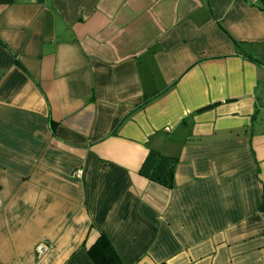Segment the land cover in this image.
I'll use <instances>...</instances> for the list:
<instances>
[{
	"label": "crops",
	"instance_id": "0c3cea01",
	"mask_svg": "<svg viewBox=\"0 0 264 264\" xmlns=\"http://www.w3.org/2000/svg\"><path fill=\"white\" fill-rule=\"evenodd\" d=\"M261 5L0 0V264H264Z\"/></svg>",
	"mask_w": 264,
	"mask_h": 264
},
{
	"label": "trees",
	"instance_id": "16d2710c",
	"mask_svg": "<svg viewBox=\"0 0 264 264\" xmlns=\"http://www.w3.org/2000/svg\"><path fill=\"white\" fill-rule=\"evenodd\" d=\"M260 7L264 10V5ZM175 165L174 157L165 156L156 150H149L139 169V174L166 188H172ZM88 253L94 264H122L109 238L104 233L99 235Z\"/></svg>",
	"mask_w": 264,
	"mask_h": 264
},
{
	"label": "built area",
	"instance_id": "2783aa9c",
	"mask_svg": "<svg viewBox=\"0 0 264 264\" xmlns=\"http://www.w3.org/2000/svg\"><path fill=\"white\" fill-rule=\"evenodd\" d=\"M251 1H255V0H251ZM73 177H80L81 176V171L80 170H75L72 173ZM46 249V245L40 243L35 247V250L37 252L38 255L42 254Z\"/></svg>",
	"mask_w": 264,
	"mask_h": 264
}]
</instances>
